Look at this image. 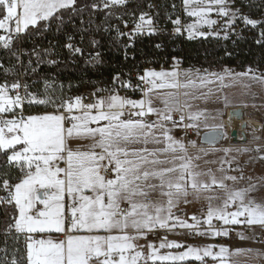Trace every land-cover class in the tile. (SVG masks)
Wrapping results in <instances>:
<instances>
[{"label":"snow or ice","instance_id":"6c2138e0","mask_svg":"<svg viewBox=\"0 0 264 264\" xmlns=\"http://www.w3.org/2000/svg\"><path fill=\"white\" fill-rule=\"evenodd\" d=\"M128 3L129 0H0V30L7 33L0 35V48L16 57L18 77L35 73L33 61L29 59L24 65L13 43L30 29L40 33L55 25L56 31L67 37L63 47L73 57L83 55L85 49L78 44L86 43L92 50L88 62L100 63L101 52L97 49L103 46L104 34L114 31L110 39L120 44L126 35H154L161 31L146 12L139 15L129 33L119 26H93V13L109 10L111 15V9ZM183 5L187 15L196 18L186 27L189 39L207 35L199 28H213L222 20L225 39L239 25L259 28L255 43L264 50V19L246 14L244 8L250 5L243 0H183ZM86 10L87 22L83 19ZM213 12L220 19H211ZM171 22L175 33H180L184 27L181 20ZM124 26L128 27L126 21ZM130 46L125 43L124 49ZM36 55L38 63L45 62L39 53ZM124 58H128L127 51ZM46 63L55 65L58 61L49 59ZM11 71L4 69L5 75ZM203 71L204 74L201 70L181 73L178 66L172 71L148 69L138 75L135 86L131 80L125 83L116 75L112 88L98 89L90 94L92 99L87 103L82 95L64 98L50 93L47 80L43 92L32 91L31 85L20 78L0 83V192L5 194L0 195V205L6 217L5 245L11 238L16 246V254L11 258L5 254L0 264H156L189 258L207 264L205 258L209 257L213 264H229L231 253L224 245L218 252L213 251L216 245H188L176 254H160V249H181L185 245L164 237L157 247L148 240L149 234L158 229L181 228L206 234L196 215L191 216L193 223H188L174 212L181 203H191L190 196L196 201L203 196L208 201L207 211H201V216L211 236H229L228 228L214 227V219L225 226L264 227V199L258 200L255 195L264 190V176L256 183L248 177L247 186H239L245 180L244 164L264 161V145L226 148L224 157L204 159L220 149L197 148L195 141L186 144L175 135L177 128L199 129L203 125L211 129L205 137L210 143L227 138L223 125H209L210 114L201 110L197 102H206L215 95L210 86L217 81L221 88L239 82L250 89L251 83L244 81L264 85V74L256 75L251 68L239 73L230 69L223 74ZM226 79L230 83L226 84ZM117 83L123 88L133 87L140 92V98L120 95ZM224 101L227 106L226 96ZM190 148L196 151L190 152ZM232 152L257 155H249L247 161L241 162L238 155L228 158ZM200 161L218 167L202 168ZM217 189L223 192L222 197L206 195ZM214 201L220 203L214 206ZM238 235L243 238L242 233ZM140 240L146 243L140 244ZM0 251L7 253V246Z\"/></svg>","mask_w":264,"mask_h":264},{"label":"trees","instance_id":"16d2710c","mask_svg":"<svg viewBox=\"0 0 264 264\" xmlns=\"http://www.w3.org/2000/svg\"><path fill=\"white\" fill-rule=\"evenodd\" d=\"M177 1L129 0L127 6H116L111 9V15H108L109 10H103L98 14L93 13V26L95 24H102L103 27L109 25L119 26L125 32V21L128 27H133L142 12H149L156 22L155 26L161 30L159 34L154 35L131 37L126 35L122 37L120 44H113L110 39L111 36H115L114 31L104 34L103 46L97 49L101 52L100 63H89L83 57L80 58L78 55L73 57L70 53H67L63 47L67 37L62 33H58L55 25L47 31L42 30L40 33H35L34 30L30 29L28 33L23 34L14 41L13 50L16 51L19 45L30 50L46 49L50 53H54L52 54L53 57L63 58L64 62L49 65L46 62L33 61L32 67L36 68V72H29L27 76H24V79L34 91L38 92L44 91L41 84L46 80L57 82L59 86L54 88L51 93L67 98L78 94L85 88H112L114 86L113 77L116 75L125 76L150 66L156 69L167 68L172 63H177L186 69L201 70L203 73V70L220 72L225 69L239 73L251 68L253 72L264 74V50L255 43L260 31L259 28H243L239 25L238 27L242 29L241 34L232 33L228 39H186L183 34L172 33L174 25L171 21L177 17V9L182 10L179 6L176 9L173 8V3ZM243 2L250 5L244 9L252 18L264 19V0H243ZM152 4H155L156 8L149 7ZM83 19L85 22L89 20L87 10L83 15ZM76 24L79 26V20L76 21ZM68 31H71V29H68ZM33 37L37 38L35 44L31 42ZM97 38L100 37L97 36ZM78 39L79 37H77ZM125 43L131 46L124 49ZM157 44H160L161 47L157 48ZM82 47L85 49L84 53L92 51L86 43ZM125 51L128 54L127 59L124 58ZM39 54L45 61L46 54L43 52H39ZM0 62L3 65V68H0V83L6 81L11 83L16 80L18 78L17 70L19 69L15 66L16 57L12 56L10 51L0 48ZM10 67L13 71L5 75L4 69ZM115 87L117 88L116 85ZM119 93L130 96L132 99H138L141 95L138 92L121 90H119ZM0 195L5 194L0 192ZM194 213L201 212L190 211L178 215L185 219L188 215ZM5 218L4 206L0 205V247L4 244L3 221ZM6 246L8 256L11 258L15 251L11 238H9ZM186 248L187 245L181 249H160L159 251L160 254H167L169 251L172 253L185 251ZM147 251L146 248L145 252ZM205 259L207 264H213L210 257ZM0 260L3 259L0 258ZM156 264H201V262L189 258L183 262L157 261Z\"/></svg>","mask_w":264,"mask_h":264},{"label":"rangeland","instance_id":"374dc122","mask_svg":"<svg viewBox=\"0 0 264 264\" xmlns=\"http://www.w3.org/2000/svg\"><path fill=\"white\" fill-rule=\"evenodd\" d=\"M181 7L180 9H177V17L174 18L177 19L179 18L181 20L182 25L184 26L181 30L180 33L178 34H183V36L186 39L188 38V33L186 31V27L188 24L195 23L196 18L195 17H189L187 13L185 12L184 5H183V0H178L177 2L173 3V8L176 9V7ZM239 6V5H238ZM245 13L248 14L247 10H245ZM249 15V14H248ZM211 19H220L217 17L216 13L213 12L210 14ZM255 19V18H253ZM222 20L221 22L214 26L213 28H209L207 26H203L199 28V31L205 32L207 35L205 36H199L197 35L194 39H207V40H217V39H225L224 38V32L222 31ZM242 26V25H240ZM175 28V25H174ZM215 32H219L220 35H215ZM212 33V34H209ZM6 34L3 30H0V35ZM232 33H229V36ZM179 67V70L181 73L192 70L196 71L197 69H186L181 66H179L177 63H172L169 67L167 68H161L156 71L160 70H165V71H172L175 70L176 67ZM215 72V71H213ZM218 73L223 74V71H220ZM256 75H261L260 73L254 72ZM201 74H204L201 71ZM251 76V73H250ZM183 79V76L181 77ZM245 83H251V88L250 89H245L241 83L239 82H231L232 86L231 87H220L219 81H217L214 85H211L210 87L213 88L215 95L211 96L208 101H198L197 103L199 104V107L201 110H206L208 114H210V119L208 121L209 125H215V124H221L223 125L222 131L224 133L227 132V129L229 125V118L226 116L227 110L228 109H241L243 112V123L245 122L246 124V134L242 135L239 142L235 141L232 143H228L225 141L223 144H218L214 146L217 149H220V151H216L214 153H210L208 157H204V159H219L221 157L225 156V153L223 152V149L226 148H237V147H250V148H255L258 145H264V85H261L258 82H254L251 80H245ZM225 83H230L227 79L225 80ZM204 91H207V89H204ZM122 96H127L124 94H120ZM228 98V103L227 106H225V101L224 97ZM130 97V96H128ZM139 99V98H138ZM215 117V119H211V117ZM154 119V117H152ZM178 118V117H177ZM225 120V121H224ZM261 125V128L258 130V125ZM225 124V127H224ZM179 128L175 129V135L179 138H182L179 135ZM196 132H204L211 130L210 128H206L203 125L199 129H193ZM256 137H259V139H256ZM245 138V142H243V139ZM185 142V141H184ZM187 144V142H185ZM197 145V144H196ZM200 145V144H199ZM197 145V148H201V146ZM202 148H209L208 146H204ZM196 149H191L190 152H195ZM202 155V154H201ZM238 155L235 152L229 153L228 158H231V156ZM249 155L251 156H256V153H246L243 155H238V159L241 162H245L248 160ZM201 164L202 168H207V167H213L216 168L218 165H205L203 161L199 162ZM228 166L225 165V168ZM229 174L236 175L238 173L236 172H230ZM244 175H245V180L240 181L239 186L240 187H246L247 186V178L251 177L252 182L256 183L258 178L264 176V161H258L256 163H245L244 164ZM230 183V182H229ZM206 195H219L223 196V192H221L219 189H217L213 193H208ZM258 200L264 199V190H262L259 193L255 194ZM189 200L192 201L191 203L184 204L181 203L177 209H174V212L176 215L184 212H190V211H203L206 213L207 211V206H208V201L201 197L199 201H196L193 199V197H189ZM220 201H214L213 204L214 206L216 204H219ZM231 210H235L232 208ZM153 244H155L157 247L159 246V241L156 243V241L150 240ZM250 240V239H249ZM140 244H145L146 241L140 240ZM256 245V246H254ZM259 245V244H258ZM255 243V240L252 239L248 241L245 245H239L238 248H231L229 249L231 255L228 257L229 259V264H264V251H261V247L258 246ZM199 246V245H195ZM146 249V248H145ZM240 249L242 251L237 252V250ZM214 252H218L219 248H216L213 250ZM178 252H174L173 254H176Z\"/></svg>","mask_w":264,"mask_h":264},{"label":"built area","instance_id":"2783aa9c","mask_svg":"<svg viewBox=\"0 0 264 264\" xmlns=\"http://www.w3.org/2000/svg\"><path fill=\"white\" fill-rule=\"evenodd\" d=\"M152 8H156V5L155 4H152L151 5ZM150 16L151 14L149 12H147ZM133 27H127L126 30H125V33H129L130 30L132 29ZM241 28L240 27H237L236 29V33H239V35L241 34ZM160 31L157 33L159 34ZM173 34H178V33H175L174 29L172 31ZM2 35V34H1ZM4 35H7L4 34ZM144 35H147V34H144ZM141 36V35H140ZM31 42L33 44H35L37 42V38L36 37H33L31 39ZM78 46L82 47V45H79ZM44 50L46 49H43V50H36L35 49V52L33 50H30V49H27L26 47H23L21 45L18 46L17 50H16V53L17 55L20 57V60L24 63V65L28 64V61L29 59H31L32 61H36L37 60V55L36 53H39V52H44ZM65 51L67 53H69V51L65 48ZM42 54V53H41ZM80 58H84L85 61H89L90 60V56H89V53H83V55H78ZM49 59H54L60 63H63L64 62V59L63 58H57V57H53L52 55H46V58H45V62ZM1 64V62H0ZM48 64V63H47ZM16 67H20L17 60H16V64H15ZM180 66V65H179ZM12 67L10 68H7V69H11ZM148 69H152V70H158V69H161V68H155L153 66H150V67H144L142 68L140 71H134L133 73L131 74H128V75H125V76H120V79L121 81L127 83L129 80H131V85L132 86H135L136 84L139 83L138 81V75H142L143 72L145 70H148ZM163 69V68H162ZM208 72H213L212 70L208 71ZM20 78L22 81H25L26 80L24 79V76L21 74ZM48 84H49V92L51 93V91L58 87L59 84L57 82H51V81H48ZM118 90H121V91H129V92H138L140 93L139 91H134V88L133 87H127V88H123L120 86L119 83L116 84ZM41 87L43 88V90L45 89V82L43 84H41ZM31 90L34 91L31 87ZM98 90V88H85L83 90H81L78 94L72 96V97H75L77 95H82L84 96L86 99H85V103L89 102L92 97L90 94L96 92ZM140 98V97H139ZM231 110H236V109H228L227 110V113H226V116H229V112ZM153 119V118H152ZM225 121V120H224ZM224 127H225V124H224ZM227 129V132L225 133L226 134V137L227 138H223L221 143L220 144H223L225 141H227L228 143H232V142H235L234 139L231 137V132L227 127H225ZM179 131V135L182 137V139L185 141V142H189V141H195L197 145L201 146V147H204V145H202L200 143V137H201V132H196L195 130L193 129H183L182 127L178 129ZM224 133V132H223ZM240 135L237 134V139L236 141L239 142L240 138L239 137ZM219 144V145H220ZM207 147V146H206ZM192 215H196L198 217V219H200L202 221L201 225H200V228L201 230H205L206 231V234L201 236V235H197L193 232H190L188 229H181V228H176V229H173L171 231L167 230V229H158L156 230L154 233L152 234H149V239L150 240H153V241H161L164 237H167V239L169 241H172V240H175V241H178L184 245H192V246H195V245H201V244H204V242L206 240H209L211 245H216L217 247L215 248H219L220 245H224L226 247H228V249H231V248H238L239 247V243L242 239H254L256 243H258L259 245L261 246H264V227H261V226H255V225H252V226H249L247 224H241V225H229V226H225L223 225V222L222 221H217V220H213V225L215 228L219 229V228H228L229 229V236H211L209 234H207V228L208 226L206 224L203 223V220H204V216H201V213H194V214H190L188 215L185 220L188 222V223H193V221L191 220V216ZM238 233H242L243 234V238H241L240 235H238ZM63 238V237H62ZM8 240L9 238L7 239V244H8ZM21 241H22V238H21ZM6 247L5 245V236H4V244L0 247V249H4ZM14 248H16V246L14 245ZM22 251V249H21ZM5 254L8 255V251L7 253L3 252V251H0V258L3 259V257L5 256ZM14 254H16V252L14 251ZM13 254V255H14Z\"/></svg>","mask_w":264,"mask_h":264},{"label":"water","instance_id":"95a60500","mask_svg":"<svg viewBox=\"0 0 264 264\" xmlns=\"http://www.w3.org/2000/svg\"><path fill=\"white\" fill-rule=\"evenodd\" d=\"M235 113H239V115H238V116H237V115H234ZM229 115H230L231 117H233V118H237V119H240V120H242L243 117H244L243 112H242V110H241L240 108H239V109H236V110H231V111L229 112ZM258 124H259V123H258ZM246 127H247V126H246L245 124L242 125V128H243V129H246ZM260 128H261V125L259 124V125H258V130H259ZM210 131H211V130L204 131V132L201 134V137H200V143H201L202 145H204V146H208V147H213V146H216V145L220 144L223 138H218V139L214 142V144H213V143H210L209 141H207V140L205 139L206 135L209 134ZM231 137L234 139V141H236V139H237V132L232 131V132H231ZM243 142H245V138L243 139Z\"/></svg>","mask_w":264,"mask_h":264},{"label":"bare ground","instance_id":"6f19581e","mask_svg":"<svg viewBox=\"0 0 264 264\" xmlns=\"http://www.w3.org/2000/svg\"><path fill=\"white\" fill-rule=\"evenodd\" d=\"M229 117V116H228ZM245 124V122L243 123V119H237V118H233L230 117L229 118V125H228V129L230 131H234L237 132V134H239L240 136L246 134L245 129L242 128V125ZM246 125V124H245ZM239 136V137H240ZM241 138V137H240Z\"/></svg>","mask_w":264,"mask_h":264},{"label":"crops","instance_id":"0c3cea01","mask_svg":"<svg viewBox=\"0 0 264 264\" xmlns=\"http://www.w3.org/2000/svg\"><path fill=\"white\" fill-rule=\"evenodd\" d=\"M255 226H260V225H255ZM62 238V237H61ZM248 241H250L249 239H242L241 241H240V243H239V245L241 246V245H245ZM256 243V242H255ZM257 245H258V243H256ZM207 245H211V243H210V241L209 240H206L205 242H204V244H201V245H199L200 247H203V246H207ZM254 246H256V245H254ZM257 247H261V249H263V250H261V251H264V246H261V245H258Z\"/></svg>","mask_w":264,"mask_h":264}]
</instances>
